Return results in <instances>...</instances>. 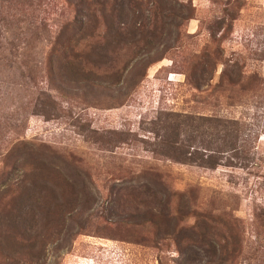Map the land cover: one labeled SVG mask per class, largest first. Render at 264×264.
I'll list each match as a JSON object with an SVG mask.
<instances>
[{
    "label": "rangeland",
    "instance_id": "rangeland-1",
    "mask_svg": "<svg viewBox=\"0 0 264 264\" xmlns=\"http://www.w3.org/2000/svg\"><path fill=\"white\" fill-rule=\"evenodd\" d=\"M100 1L0 0V264H264V0Z\"/></svg>",
    "mask_w": 264,
    "mask_h": 264
},
{
    "label": "trees",
    "instance_id": "trees-1",
    "mask_svg": "<svg viewBox=\"0 0 264 264\" xmlns=\"http://www.w3.org/2000/svg\"><path fill=\"white\" fill-rule=\"evenodd\" d=\"M98 5H100L99 8V12H100V16L103 20L105 29L103 31V36L102 39L104 40L103 44L99 47V50H97V53L99 56L101 57H106L108 58V52L109 51H113L112 48L113 45L115 44V42L118 43L117 39L120 38V40H123V32H121L120 28L122 26H124L126 23V17L128 16V10H130V2L128 0H120L116 3V10L115 9H111V14L107 15L106 11H105V2L103 0H101L100 2L96 3ZM128 9V10H127ZM116 11L117 15L115 16V18L118 21V25L114 23V21L111 18H108L109 16L112 17V14ZM89 21L93 22L96 21L95 19V15L93 13H89L87 15V23L88 25V29L89 30H94L96 28L95 25L89 23ZM121 24V27H120ZM152 61H149V63ZM180 153V154H179ZM173 157L179 159L181 161L184 160H188L187 158L183 157L185 154V150H183L182 152L179 151L178 153H173ZM190 160V159H189ZM203 162L201 163V165L203 164H209L208 161H205L203 159H201ZM216 162H212L211 164H215Z\"/></svg>",
    "mask_w": 264,
    "mask_h": 264
}]
</instances>
